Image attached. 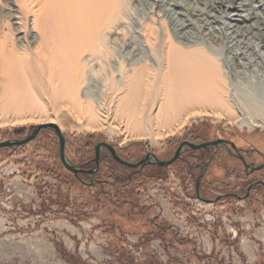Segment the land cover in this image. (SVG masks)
<instances>
[{"label": "rangeland", "instance_id": "rangeland-1", "mask_svg": "<svg viewBox=\"0 0 264 264\" xmlns=\"http://www.w3.org/2000/svg\"><path fill=\"white\" fill-rule=\"evenodd\" d=\"M246 1L264 16V0ZM184 2L204 7L205 0ZM215 4L219 10L212 14L229 15L218 25L242 45L264 40V28L251 26L255 19L242 20L241 0L234 7ZM102 7L105 13L95 14ZM164 9L153 0H0V141L23 138L57 118L75 163L93 157L101 142L128 159L147 151L165 157L184 138L264 145L261 108L233 93L215 100L222 103L216 111L209 105L207 113L184 114L160 127L151 124L155 107L139 114L127 98L120 74L125 78L128 64L140 57V21L150 24L154 17L164 30L170 26ZM250 50L242 62L264 84L263 50ZM141 132L149 135L141 139ZM58 146L56 133L42 129L29 143L0 148V264H264L262 188L242 200L206 203L182 171L157 175L151 167L147 179L138 178L125 192L91 187L65 168ZM207 179L205 198L224 191Z\"/></svg>", "mask_w": 264, "mask_h": 264}, {"label": "bare ground", "instance_id": "bare-ground-1", "mask_svg": "<svg viewBox=\"0 0 264 264\" xmlns=\"http://www.w3.org/2000/svg\"><path fill=\"white\" fill-rule=\"evenodd\" d=\"M153 1L165 8L164 18L168 19L170 26L164 30L156 27V24H153L154 17L152 24L140 21V36L136 41L139 49L137 55L140 57L128 64L131 68L129 67L125 78L120 74L121 86L127 91V98L134 102L133 105H139V114L144 113L146 107H155L156 115L151 119V124L158 127L167 126L184 114L207 113L206 107L209 105H213L209 109L210 112L216 111L220 108L215 105L221 106L222 103L215 100L233 93L250 108H261L263 111L259 110V113L264 115L262 78L257 75L252 78L247 69L249 62H242L248 59L247 51L252 48L264 52V43L261 44L264 40L256 43L250 42L249 39V42L246 41L247 46L242 45L243 40L229 32L227 27L218 25L222 23L223 17L229 15L211 13L213 10H219L215 3H220L221 9L225 2L229 3L228 7H234L238 0H205L204 7L187 6L184 0ZM241 2L246 11V14L240 15L243 16L242 20L255 19L251 26L262 32L264 16L255 12L254 8L257 6L251 1ZM170 5L181 9L171 8ZM98 13L103 15L105 9L102 7L95 14ZM189 14L197 15L201 22H194L188 17ZM223 23L232 27L230 23ZM109 25L107 23L104 28L108 29ZM102 30L103 27L95 29V34ZM242 31L238 34L244 36L245 31ZM262 33L264 35V32ZM211 43L218 44L221 48H214ZM33 69V74L38 75L39 71L36 70L35 73ZM46 70L44 67L43 76ZM44 123L58 124V119L51 118ZM147 135L149 134L141 132L140 138L143 139Z\"/></svg>", "mask_w": 264, "mask_h": 264}, {"label": "flooded vegetation", "instance_id": "flooded-vegetation-1", "mask_svg": "<svg viewBox=\"0 0 264 264\" xmlns=\"http://www.w3.org/2000/svg\"><path fill=\"white\" fill-rule=\"evenodd\" d=\"M218 139L220 140L218 144L209 145L208 147L192 148L186 145L179 156L165 167L156 163L153 157H149L148 162L145 164L130 167L113 158L109 154V150L103 147L97 168H95L96 163L94 162L95 155L83 162L76 163L83 170L95 169L94 172H80L79 178L75 175L73 176L79 181L84 180L89 183L92 181L93 185L91 187H96L97 185L103 187L111 186V188L119 192L123 190L125 192V189L129 188L138 178L147 179L149 174L145 172V169L151 167L155 170L154 174L157 175L158 172L161 173L165 170L176 173L182 171L183 174L192 179L196 196L198 194L203 197L205 196V186L208 184L207 178L209 177H211L210 184L224 189V191H219L217 196L225 194L244 196L247 194L246 198H248L255 188H262L264 190V185L259 183L260 181L264 182V145H257L248 139L239 142L238 140L221 137L210 140L184 138L172 144L165 157L156 156L158 159L164 161L171 159L183 141L203 143L213 142ZM114 148L116 150V147ZM148 152L134 159L121 157L128 162L137 163L145 159ZM122 167L130 169V171L126 174L119 173L117 169ZM129 200L131 205L134 206L135 201L132 199H128L127 201Z\"/></svg>", "mask_w": 264, "mask_h": 264}, {"label": "water", "instance_id": "water-1", "mask_svg": "<svg viewBox=\"0 0 264 264\" xmlns=\"http://www.w3.org/2000/svg\"><path fill=\"white\" fill-rule=\"evenodd\" d=\"M42 129H51L53 130L56 135L58 136L59 139V157L63 163V165L65 166L66 169H68L70 172L73 173V175H75L76 177L79 178V173L80 172H88V173H92L94 172L95 169L93 170H83L82 168H80L76 163H74L72 160L69 159V157L66 154V136L64 134V132L62 131V129L60 128V126L56 123H44V124H38L32 127V129L30 130V132L23 138H13V139H8V140H4V141H0V148H5V147H16V146H21L24 145L26 143H29L31 141H33L37 135L40 133V131ZM25 130V128H21L19 131L23 132ZM220 140H216L213 142H203V143H190L188 141H183L180 145V147L178 148V150L176 151V153L174 154V156L169 159V160H160L157 158L156 154L153 152H148L146 154V158L141 160L140 162L137 163H133V162H128L127 160H125L124 158H122L115 150V148L106 142H101L98 143L95 147L96 149V154H95V158H94V162L96 163V167H98L99 165V161H100V153L102 148H107L109 150V154L115 158L116 160L120 161L121 163H124L130 167H136L139 164H145L148 162V158L149 157H153L156 161V163H158L161 166H167L170 163H172L180 154V152L184 149V147L186 145L191 146L192 148H201V147H208L209 145H213V144H218ZM82 183L87 184L92 186L93 182L91 181L90 183L84 180H81ZM259 183H262L264 185V182L260 181ZM257 184V183H256ZM249 191V190H248ZM228 197H235L239 200L245 199L247 197V194L244 196H238V195H229V194H225V195H219L217 197L214 198H205L202 195L198 194L197 198L203 202L206 203H215L219 200H223L226 199Z\"/></svg>", "mask_w": 264, "mask_h": 264}]
</instances>
